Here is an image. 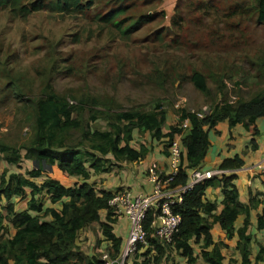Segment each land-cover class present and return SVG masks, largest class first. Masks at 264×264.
Instances as JSON below:
<instances>
[{
	"label": "trees",
	"instance_id": "1",
	"mask_svg": "<svg viewBox=\"0 0 264 264\" xmlns=\"http://www.w3.org/2000/svg\"><path fill=\"white\" fill-rule=\"evenodd\" d=\"M100 1L0 0V11H7L11 19L19 20H26L42 11L81 16ZM154 1L115 0L116 3L107 12L94 17L103 28H114L121 38L128 39L144 26L156 20L157 24L165 20L161 9L131 14L132 10L150 6ZM248 13L253 14L264 33V0H252L249 6L246 3L229 6L223 17ZM169 22L170 28L157 27L153 41L163 42L164 37L171 36V32L180 30L183 15L175 13ZM175 34L167 47L176 50L178 42ZM257 63L259 71L256 74L241 71L232 75L224 70L220 80L194 71L189 80L206 97L210 98L211 94L208 79L217 82L216 98H211V112L199 118L194 112L182 109L180 116L167 129L164 127L168 115L164 110L133 108L114 112L90 93L62 95L47 82L37 95L29 94L25 85L17 80L0 88V102L8 100L16 106L17 129L22 126L27 128L26 137L19 144L0 139V161L19 170L23 161L33 165L24 173L4 169L0 174V264H103L102 253H107L110 258L117 257L122 240L114 235L113 225L119 215L109 206L117 191L99 189L101 180L95 178L120 170L122 164L145 159L150 151L145 145H140L138 149L129 145L134 132L148 135L152 143L160 145L161 153L168 159L172 144L179 141L182 147L180 171L173 185H184L188 177L186 172L198 169L205 156L213 150L214 143L208 134L221 122L227 126L229 141L234 140L233 129H240L238 125H241V129L252 137L249 151H256L255 138L259 131L255 122L264 118V85L250 99L237 100L234 107L222 98L226 81L236 90L261 84L264 80V59L260 58ZM54 66L55 62L52 68L56 69ZM185 120H188V128L183 129ZM215 133L219 132L215 130ZM243 165L242 158L235 155L232 159H224L216 169L233 171ZM54 169L63 177L76 178L79 182L71 187L64 186L50 176ZM236 178V175L227 173L207 179L187 191L180 205L173 209L180 216L181 223L170 242H161L153 236L150 223L154 210H150L143 221L146 244L137 246L127 264H161L169 252L178 255L182 264H197L199 260L202 264H225L222 250L228 246L222 241H213L210 231L214 224L219 226L226 240H231L237 233L235 249L240 256L239 264H264V243L256 242L259 251L252 257V237L247 233L249 207L239 202L238 191L232 185ZM38 179L41 181L37 182ZM209 187L221 190L219 212L215 202L205 201L204 193ZM258 194L261 193L256 192L254 196ZM254 196L249 191L251 207L260 203ZM19 201H24L23 208H17ZM101 211L105 212L103 221ZM242 213L246 215L243 227L235 231L234 222ZM95 227L102 234L104 251L87 255L79 236L95 230ZM255 228L264 238V205L256 216ZM195 247L198 252H195ZM235 262L230 258L226 264Z\"/></svg>",
	"mask_w": 264,
	"mask_h": 264
},
{
	"label": "rangeland",
	"instance_id": "2",
	"mask_svg": "<svg viewBox=\"0 0 264 264\" xmlns=\"http://www.w3.org/2000/svg\"><path fill=\"white\" fill-rule=\"evenodd\" d=\"M115 3V0H102L81 16L42 11L32 14L26 20L11 19L7 11H0V88L17 80L25 85L29 94L37 95L47 82L62 95L90 93L114 112L133 108L143 111L164 110L168 115L164 127L167 129L180 116L182 109L204 116L211 112V98H216L217 82L208 79L211 94L210 98L206 97L189 80L194 71L203 73L207 78L214 76L217 80H220L219 76L224 70L232 75L241 71L251 74L259 71L257 62L260 58L264 59L263 28L256 24L252 13L223 17L229 6L245 3L249 6L252 0H156L150 6L132 10L131 14L161 9L166 14L165 20L160 24L156 20L144 26L128 39L121 38L114 28H103L95 20L96 14L107 12ZM175 13L183 15L181 29L171 32L170 37H164L163 42L153 41L157 27L161 25L170 28L169 18ZM173 34L178 42L176 50L167 47ZM53 62L56 69L52 68ZM262 85L264 80L261 84L243 86L236 90L226 81L222 99L234 107L237 100L250 99ZM16 112L13 102H0V139L19 144L26 137L27 128L22 126L17 129ZM218 126L227 128L224 122ZM215 130L219 133L216 134ZM215 130L208 134L214 146L205 157L220 160L218 168L224 159H232L227 156L230 152L233 156L239 154L242 139L234 136V140L229 141L227 135L226 141H223L228 129ZM238 130L236 133H239ZM142 144L148 147L155 143L150 141L148 135L134 132L129 145L138 149ZM227 144L234 147L228 149ZM154 146L157 147L156 144ZM249 147L247 142L245 149ZM149 154L151 160L159 157L155 151ZM161 156L166 158L165 155ZM32 167L29 161H23L20 170L0 161V174L4 169L24 173ZM136 167L134 163L122 164L120 170L100 178V186H105L104 190L109 191L114 187L116 176L121 175L122 169L130 174L137 172ZM263 174L262 171L254 174L260 183H264ZM50 176L66 187L79 182L76 178L65 180L55 169ZM239 176L232 181V185L238 191L239 202L249 207L250 223L253 224L260 213L259 208L262 209L264 205V187L262 194H252L260 203L251 207L249 194L241 193L249 184H245ZM204 194L205 199L217 204L219 212L222 200L220 188L209 187ZM23 207L24 201L17 202V208ZM245 217L243 213L237 217L234 222L235 231L243 227ZM87 232L90 230L82 233L79 239L86 254L92 255L94 246L88 244L93 238ZM249 232L256 235L259 244L263 243L262 233L254 229ZM91 233L95 235L94 231ZM194 250L198 252L197 247ZM253 250L252 257L258 253V245ZM161 264H181V259L169 252Z\"/></svg>",
	"mask_w": 264,
	"mask_h": 264
},
{
	"label": "built area",
	"instance_id": "3",
	"mask_svg": "<svg viewBox=\"0 0 264 264\" xmlns=\"http://www.w3.org/2000/svg\"><path fill=\"white\" fill-rule=\"evenodd\" d=\"M193 113V112H191ZM202 118L203 114L194 112ZM182 128H188V120L183 121ZM181 145L179 141H174L169 154L168 166L165 170L150 169L147 180L151 190L145 195L132 196L128 190H122L113 195L109 201V206L119 216L127 218L129 229L127 239L120 254L115 258H110L107 253H102L101 261L103 264H127L131 254L135 252L137 246L146 244V231L143 228V221L150 210H154L150 223L153 236L161 242H170L178 232L181 218L174 213L175 206L180 205L182 197L195 185L213 178L230 173L219 169L188 170L187 182L184 185H173L175 177L180 171ZM260 169L264 172V165H253L249 169Z\"/></svg>",
	"mask_w": 264,
	"mask_h": 264
},
{
	"label": "crops",
	"instance_id": "4",
	"mask_svg": "<svg viewBox=\"0 0 264 264\" xmlns=\"http://www.w3.org/2000/svg\"><path fill=\"white\" fill-rule=\"evenodd\" d=\"M165 18H166V14H165ZM255 126L257 127V129L259 131L258 136H256V138H255V142L257 144V150L254 152L248 151L244 155L242 153L246 148V143L249 142L252 137L250 134L246 133L241 128L239 130L236 127L233 129V134L237 138L242 139V143L239 145V149L241 148V150H240L239 154H234V156L239 155L242 158L244 165L241 167V169L230 171L229 174H234L236 176L240 175L239 179L243 180V182L245 184H249V187L247 186L245 189H243V191L241 192L242 194H249V191L252 194H255L256 192H260L262 194L261 191L263 190V188H262L263 183L262 182L260 183V180L256 179V176L254 175L256 172H261V171H259L258 169L256 170V169H249V168L255 164L264 162V118H258L255 122ZM215 128L218 130L227 129V128H220L219 126H217ZM237 130L239 131V133H236ZM224 134L226 136H224L222 139H223V141L224 140L226 141V138L228 137L227 135H229V132H225ZM243 143L245 144L244 146H243ZM155 144L157 145L156 142H155ZM155 144H152V145L148 146L147 148L150 151H155L159 155L158 158H156L155 160H151L150 154L148 153L146 155L145 159L134 163V164H137V167H136L137 172L129 174V173L124 172V170L122 169L121 175L116 176V181L114 182V187L110 190L109 189H107V190H109L111 192L128 190L132 196L145 195V194L149 193L151 190L150 184L147 180V174H148L149 170L150 169L165 170V168H167V166H168V161H169L168 158H163L161 156L163 154L161 153L160 145H157V147H155L154 146ZM232 147H234V146H232ZM246 150H249V148ZM230 154H231V152L227 156L233 157V155H230ZM160 157H162V158H160ZM219 162H220V160H216L214 158L209 159V158L205 157L203 162L199 165L198 169L213 170V169H216L217 164ZM131 164H133V163H131ZM189 171H187L186 174H188ZM106 176L107 175L99 176V177H96L95 179L98 180L100 178H105ZM64 179L67 180L69 178L64 177ZM104 185H105V183H104ZM104 188H105V186L99 187V189H102V190H104ZM205 201L212 202L211 200H208V199H205ZM259 211H261L260 208H259ZM104 216H105V212L101 211L100 212L101 221L104 220ZM249 220H250V218H249ZM255 225H256V219L253 222V224L250 223V225L247 229V233L250 234L252 237L251 247H252V253L253 254H254L253 248H257L256 242H258V241L256 239V235L251 234L249 231L251 229L252 230L254 229L256 232H259L256 230ZM128 229H129V223H128L127 218L124 216H119V218L117 219V222L113 225V233L115 236L119 237L122 240L121 241V249H122V247L125 244V241L127 239ZM93 231L95 232V235H93V233H91ZM87 233H90V236L92 235V238H93V240L91 242H89V244H88V246H91V247L94 246V250L91 252L97 253L99 250L103 252L105 243L102 240L103 238H102V234H101L99 228L97 227L95 230H90V232H87ZM210 233H211L212 238L215 242L222 241L226 245H228L227 248L222 250V253L225 256V262L224 263L226 264L228 262V260L231 257H233V258H236V260H238L235 264H239L240 263V256H239V253L235 249L236 243L238 240L237 236L234 235V237L231 240H226L225 234L221 231V229L219 228V226L217 224L213 225ZM259 233H261V232H259ZM235 239H237V240L235 241ZM96 240H98V242H99L98 244H96ZM263 243H264V240H263ZM234 251H236V252H234ZM198 263L202 264V262L200 260L198 261ZM181 264H182V260H181ZM259 264H263V263H259Z\"/></svg>",
	"mask_w": 264,
	"mask_h": 264
},
{
	"label": "clouds",
	"instance_id": "5",
	"mask_svg": "<svg viewBox=\"0 0 264 264\" xmlns=\"http://www.w3.org/2000/svg\"><path fill=\"white\" fill-rule=\"evenodd\" d=\"M176 118H177V117H176ZM261 165H264V164L261 163ZM255 169L257 170V168H255ZM260 171H261V170H260Z\"/></svg>",
	"mask_w": 264,
	"mask_h": 264
}]
</instances>
